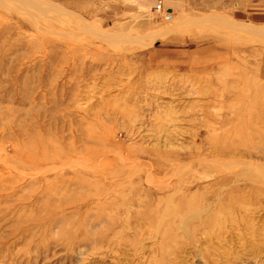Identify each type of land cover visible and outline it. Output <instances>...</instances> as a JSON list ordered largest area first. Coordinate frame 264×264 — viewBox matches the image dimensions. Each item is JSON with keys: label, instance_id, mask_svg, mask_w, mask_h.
Returning <instances> with one entry per match:
<instances>
[{"label": "rangeland", "instance_id": "rangeland-1", "mask_svg": "<svg viewBox=\"0 0 264 264\" xmlns=\"http://www.w3.org/2000/svg\"><path fill=\"white\" fill-rule=\"evenodd\" d=\"M0 0V264H264V0Z\"/></svg>", "mask_w": 264, "mask_h": 264}, {"label": "crops", "instance_id": "crops-1", "mask_svg": "<svg viewBox=\"0 0 264 264\" xmlns=\"http://www.w3.org/2000/svg\"><path fill=\"white\" fill-rule=\"evenodd\" d=\"M157 1L158 0H140L139 5L140 6H152L155 3L153 5V7H154L156 5ZM160 1L162 2V0H160ZM162 4H163V2H162ZM163 6H164V4H163Z\"/></svg>", "mask_w": 264, "mask_h": 264}, {"label": "built area", "instance_id": "built-area-1", "mask_svg": "<svg viewBox=\"0 0 264 264\" xmlns=\"http://www.w3.org/2000/svg\"><path fill=\"white\" fill-rule=\"evenodd\" d=\"M163 4L160 0L157 1L156 5L154 6V10L161 11L163 9Z\"/></svg>", "mask_w": 264, "mask_h": 264}]
</instances>
